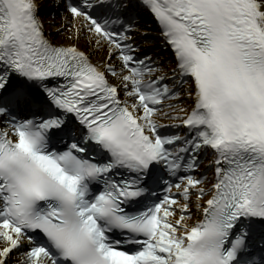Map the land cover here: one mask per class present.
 I'll use <instances>...</instances> for the list:
<instances>
[{"label":"snow or ice","instance_id":"1","mask_svg":"<svg viewBox=\"0 0 264 264\" xmlns=\"http://www.w3.org/2000/svg\"><path fill=\"white\" fill-rule=\"evenodd\" d=\"M0 264H264V0H0Z\"/></svg>","mask_w":264,"mask_h":264},{"label":"bare ground","instance_id":"2","mask_svg":"<svg viewBox=\"0 0 264 264\" xmlns=\"http://www.w3.org/2000/svg\"><path fill=\"white\" fill-rule=\"evenodd\" d=\"M47 26V25H46Z\"/></svg>","mask_w":264,"mask_h":264}]
</instances>
